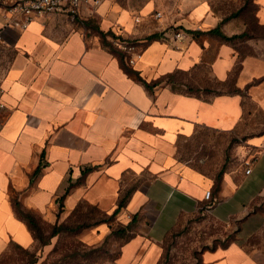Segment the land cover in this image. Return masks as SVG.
Returning <instances> with one entry per match:
<instances>
[{
	"label": "crops",
	"instance_id": "1",
	"mask_svg": "<svg viewBox=\"0 0 264 264\" xmlns=\"http://www.w3.org/2000/svg\"><path fill=\"white\" fill-rule=\"evenodd\" d=\"M14 20L1 6L0 261L38 244L16 204L52 226L83 204L112 217L123 202L91 237L136 219L118 264H158L184 217L225 221L264 200V0H87L79 15H39L26 28ZM175 27L198 36L176 38ZM100 32L137 42L141 57L126 65L146 82L176 74L199 94L165 81L148 89ZM202 131L236 142L238 163L225 168L213 206L218 174L180 159ZM202 264L260 263L234 243Z\"/></svg>",
	"mask_w": 264,
	"mask_h": 264
},
{
	"label": "rangeland",
	"instance_id": "2",
	"mask_svg": "<svg viewBox=\"0 0 264 264\" xmlns=\"http://www.w3.org/2000/svg\"><path fill=\"white\" fill-rule=\"evenodd\" d=\"M7 58L0 59V78L7 68ZM1 55V49H0ZM5 113L0 108V125ZM231 135L202 131L199 136L180 147V159L210 175H217L222 167L231 168L238 160L234 154ZM104 216L84 205L65 221L67 231L44 246L41 242L27 251L12 248L0 264H118L120 249L127 237L118 234L119 224L110 225L112 233L98 240L92 230ZM106 219V218H105ZM43 224V223H42ZM46 235L52 226L43 224ZM240 245L252 258L264 264V200H259L246 216L222 221L211 212L181 219L176 230L163 242V255L158 264H202L207 252Z\"/></svg>",
	"mask_w": 264,
	"mask_h": 264
},
{
	"label": "trees",
	"instance_id": "3",
	"mask_svg": "<svg viewBox=\"0 0 264 264\" xmlns=\"http://www.w3.org/2000/svg\"><path fill=\"white\" fill-rule=\"evenodd\" d=\"M173 29L180 30L178 27H175ZM213 32L222 35V33H221V31L219 29H216ZM186 33H188V34L191 33L194 36H198L197 31H188V30H186ZM100 35H101L103 46L105 48H107L110 52H112L114 55L118 56L120 58V60H121L122 65L125 67V70H127V72H129V74L133 75L137 80L142 82L148 89H153L159 83L165 81L166 82L165 85L169 86L175 92L194 94V95H198L199 94L198 91L195 88H192L190 86H186L182 82V79L180 78V76H178L176 74L169 75V76L163 78L162 80H160L158 82H154V83L146 82L136 72H134L133 70H131L130 68L127 67V65H126L127 61L129 62V58H128L127 54L124 51H122L121 49H119L114 44L115 40L122 39L121 36L117 32H108V33L100 32ZM148 38H149L148 39L149 41H147V42H150V41L155 40V39H166L165 36H164V33H162L161 35L149 36ZM223 38L226 39V40H231L230 38L225 37V36H223ZM129 41H132L133 43L137 44V42L135 40H129ZM224 170H225V167L222 168V170L218 173V175L216 177V188H215V191L210 193L211 195H210V198L208 199L210 202L213 201V202H211L210 206H213L214 203H217L216 202L217 200L215 201L214 199L216 197V193L220 190V187H221L220 185H221V181H222V176H223ZM37 173H38V171H37ZM83 206H84V204L81 205L79 208H77V210H75L73 213H75L78 210H80ZM122 206H123V202L119 206V209L112 215V217H107L106 215H103L98 209H96L94 207H91V206L90 207L92 209L96 210L98 213L102 214V216H104L106 218V219L104 218V220H102V221H99V223H101V222H109L110 223V221L113 220L114 217L117 215L118 211H120ZM62 210H63V205H62V201H61V203H60V211H62ZM16 211H17V214L19 215V217H21L25 221H27L30 230L34 234L35 239L37 241L41 242V244L44 245V246L50 244V242H51V240L53 238L59 236L62 232L67 231V229H68L66 227V222L57 223L55 225H52L51 232L48 233V235H46V233L44 231L43 224L40 221V219L37 217L36 214H34V213L30 212V211L27 212V211L23 210L20 207L19 204H16ZM202 214H204V213H202ZM135 222H136V219H134L131 223H129L127 225L119 224L120 227H119V230H118V234L126 236L127 237L126 241L129 240V238L132 237L131 233H129V232L132 231L133 225H134ZM23 250L27 251L26 249H23ZM37 262L38 261H29L28 264H36Z\"/></svg>",
	"mask_w": 264,
	"mask_h": 264
},
{
	"label": "built area",
	"instance_id": "4",
	"mask_svg": "<svg viewBox=\"0 0 264 264\" xmlns=\"http://www.w3.org/2000/svg\"><path fill=\"white\" fill-rule=\"evenodd\" d=\"M85 2L87 0H0V7L4 6L8 13L21 16L22 21L14 20V24L26 28L39 15H48L60 11H67L72 15H79ZM156 16L160 18L162 17V13L158 12ZM172 33L176 38L186 37V33L181 30L173 29ZM119 35L122 39L115 40L114 44L127 54L130 64H134L135 60L141 57V49L137 44L125 38L122 33H119ZM165 38L167 39V36ZM2 41L3 31L0 30V42ZM248 165L250 166V164ZM250 172L251 170L248 169L247 173ZM210 195L209 192L207 198H210Z\"/></svg>",
	"mask_w": 264,
	"mask_h": 264
}]
</instances>
